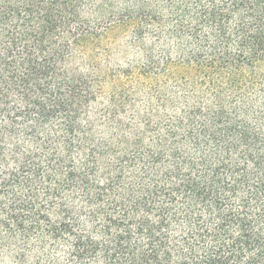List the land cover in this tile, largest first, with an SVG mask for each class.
I'll use <instances>...</instances> for the list:
<instances>
[{"label":"trees","instance_id":"16d2710c","mask_svg":"<svg viewBox=\"0 0 264 264\" xmlns=\"http://www.w3.org/2000/svg\"><path fill=\"white\" fill-rule=\"evenodd\" d=\"M6 260L264 264V0H0Z\"/></svg>","mask_w":264,"mask_h":264},{"label":"rangeland","instance_id":"374dc122","mask_svg":"<svg viewBox=\"0 0 264 264\" xmlns=\"http://www.w3.org/2000/svg\"><path fill=\"white\" fill-rule=\"evenodd\" d=\"M126 38V34L125 32L119 30V29H113L108 33V36L104 39L103 38V42H102V46L103 47H107V46H112V47H117L120 44V40L125 39ZM121 50H115V54H121ZM118 58H115V60L113 61L112 66H117V65H124L122 64L123 62H126L128 59L125 58H121L120 55L117 56ZM118 59H120L118 61ZM131 59V57H130ZM110 88V87H109ZM108 89V88H107ZM106 89V90H107ZM0 264H14V263H10L9 260L0 262Z\"/></svg>","mask_w":264,"mask_h":264}]
</instances>
